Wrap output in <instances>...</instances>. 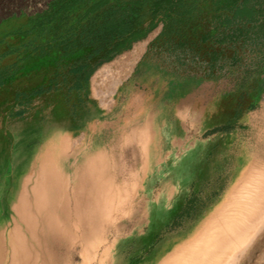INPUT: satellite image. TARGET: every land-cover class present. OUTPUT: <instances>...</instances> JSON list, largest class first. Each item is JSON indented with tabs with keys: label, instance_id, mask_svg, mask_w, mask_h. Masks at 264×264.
I'll list each match as a JSON object with an SVG mask.
<instances>
[{
	"label": "rangeland",
	"instance_id": "374dc122",
	"mask_svg": "<svg viewBox=\"0 0 264 264\" xmlns=\"http://www.w3.org/2000/svg\"><path fill=\"white\" fill-rule=\"evenodd\" d=\"M67 1L22 0L0 13V68L25 56L36 39H77V12L56 35L47 24L34 27L38 14ZM200 5L211 7L209 0ZM161 30L159 24L99 65L82 91L68 77L77 53L59 66L52 54L12 71L0 87V219L17 165L35 137L58 124L77 140V150L104 138L123 153L113 182L120 201L114 200L128 214H113L97 259L105 247L109 264H146L221 202L241 197L253 217L240 240L226 243L221 264H264V49L156 44ZM55 71L51 91L29 95ZM78 247L75 264L82 261Z\"/></svg>",
	"mask_w": 264,
	"mask_h": 264
},
{
	"label": "bare ground",
	"instance_id": "6f19581e",
	"mask_svg": "<svg viewBox=\"0 0 264 264\" xmlns=\"http://www.w3.org/2000/svg\"><path fill=\"white\" fill-rule=\"evenodd\" d=\"M50 126L38 133L29 156L14 171L7 215L0 219V264H75L77 246L81 264H92L114 226L113 214H128L123 202L114 200L119 191L113 186L115 166L123 154L118 153L119 145L102 138L98 145L77 150V140L61 132L58 124ZM248 204L241 197L226 202L217 219L208 221L209 231L198 229L178 243L169 239L159 250L162 257L155 260L158 264H219L218 248L242 238L245 224L253 217L247 212ZM106 253L104 247L95 264H109Z\"/></svg>",
	"mask_w": 264,
	"mask_h": 264
},
{
	"label": "trees",
	"instance_id": "16d2710c",
	"mask_svg": "<svg viewBox=\"0 0 264 264\" xmlns=\"http://www.w3.org/2000/svg\"><path fill=\"white\" fill-rule=\"evenodd\" d=\"M205 1L68 0L49 11V14L53 12L52 16L38 14L34 27L42 30L47 24L56 35L63 20L77 12V39L30 42L25 56L0 68V87L12 79V71L23 61H44L54 54V63L59 66L77 53L68 77L72 78V89L82 91L99 65L130 48L159 24L162 30L154 41L156 44L176 41L177 45L190 49L206 43L211 50L226 46L233 50L245 45L264 49V0H209L211 7L207 11L200 5ZM21 3L22 0H0V13ZM57 75L55 71L47 86H38L29 95L40 96L51 91L57 84Z\"/></svg>",
	"mask_w": 264,
	"mask_h": 264
},
{
	"label": "crops",
	"instance_id": "0c3cea01",
	"mask_svg": "<svg viewBox=\"0 0 264 264\" xmlns=\"http://www.w3.org/2000/svg\"><path fill=\"white\" fill-rule=\"evenodd\" d=\"M225 204H226L225 201L221 202L215 209L211 210L204 218H202L200 221H198L195 224V226H193L190 230H188V232L185 235L180 236L179 238H184L185 236H188L189 234L194 233L198 229H208L207 228L208 221L209 220H212V221L216 220L217 219L216 216L218 215L217 213L220 212L221 210H225ZM208 231H209V229H208ZM179 238L173 239V240H176L175 243H178L180 241V240H178ZM162 246L159 247V249L157 250V252L155 253V255L146 264H158L159 263V260H155V258L159 257L158 259H160L162 257V254L160 255V253L162 251H159L162 248ZM218 250H219L218 253L221 255V258H219L220 255L218 256L219 260H221V261H219V264H220V262H222L223 256L226 255V247H225V244H223V246L221 247V249L218 248Z\"/></svg>",
	"mask_w": 264,
	"mask_h": 264
}]
</instances>
